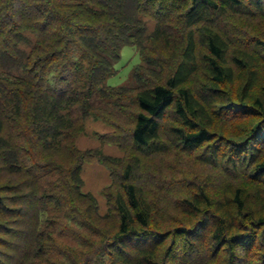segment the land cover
I'll use <instances>...</instances> for the list:
<instances>
[{
  "label": "trees",
  "instance_id": "obj_1",
  "mask_svg": "<svg viewBox=\"0 0 264 264\" xmlns=\"http://www.w3.org/2000/svg\"><path fill=\"white\" fill-rule=\"evenodd\" d=\"M128 1L131 0H0V68H8L18 63L24 70L22 74L0 75V114L3 119V122L0 120V132L3 127H6V130L2 133L11 131L4 136L0 133V156L3 162L5 157L7 162L13 163L15 157L10 158L7 149L14 144L18 149L16 157L20 155L18 165L28 160L33 164L28 166V163L26 171L34 167L37 174L45 171L57 172L56 177L66 184L60 187L65 190L60 194L62 198H49H53L57 203L64 201L65 210L61 215L64 216L65 223L58 233L67 231L77 245L74 247L62 243L63 241L60 242L54 234L47 235L39 230L40 223L48 213L46 207L38 209V220L34 221V227L29 226L20 234L21 240L29 236L28 239L31 240L32 236L34 237L31 246L35 247L37 254L43 251L47 256L49 249L55 248L64 264H172L166 261V257H157V248L166 240L169 232L153 226V207L144 196L137 178L132 174V164H128L122 173L120 184L123 191H119L114 199L117 223L110 224L107 221L108 215L97 210L93 196L80 190V166L87 154L78 152L72 143L66 152L61 147L67 143L69 133L75 131L73 105L79 103L86 111L90 109L89 95L97 88L107 89L100 83L112 69L110 59L120 55L123 44H136L138 42L135 37L140 41L143 37L144 31L140 30L144 26L142 21L137 16L126 15ZM174 1L132 0L133 5L137 7L151 9L156 6L153 10L159 19L161 11L169 13L177 8L176 4H173ZM223 1L231 9L241 11H251L248 2L259 10L264 8V0H249L248 4H245L244 0ZM207 7L224 9L215 0H190V3L180 10L183 11V24L181 26L178 23L179 29L183 31L185 26L208 18L204 13ZM203 27V39L210 50V54L203 55V59L211 73L212 83L200 92H195L187 85L197 67L196 40L193 29L190 28L184 34L186 44L182 59L173 64L164 79L159 78L153 84L141 83V87L134 93L133 99L139 110L135 113L128 135L136 147L148 150L159 146L157 139L160 118L171 106H174L186 124V130H179V137L186 147L193 148L211 139L208 126L213 121L207 103L220 100L222 105L227 106L230 102L229 96L221 86L222 83L232 82L235 75L225 58L228 41L213 27ZM28 31L36 37L30 50L20 44L27 40ZM123 33L133 37L121 39ZM150 33V43L143 51L152 45L156 46V42L159 44L161 39L165 46L169 42L170 35L162 23L158 22ZM257 42L264 44V39L257 37ZM143 55L145 60L150 59L148 54ZM255 58L253 53L241 49L234 54V62L245 68L243 73L248 74L244 78L242 88L240 87V105L247 104L246 98L256 80ZM204 91L207 93H203ZM255 103L257 111L264 115L262 99L256 98ZM4 119L7 124H4ZM12 127L19 129L17 132L22 143L24 141L28 144L25 146L28 153L26 157L21 154L22 148H18L17 134H12ZM83 127L82 125L80 129L83 130ZM261 127L256 138L262 135L264 139V120ZM51 147L55 150L54 154L45 160L44 150ZM70 152L74 159L65 164L56 161L70 155ZM103 161L109 164L106 157H103ZM256 168V172L264 177V158ZM26 180L33 181L30 176H27ZM77 194L84 197L85 207H77L70 197ZM196 197L193 207L198 214L202 203L207 204L210 201L206 195L204 199ZM233 197L238 212H241L246 204L240 188L234 192ZM6 200L7 195L0 187V215L8 208ZM226 209L230 214L219 215L217 211L215 214L207 213L191 227L181 226L176 229L184 235V243H190L193 251L200 253L204 248L210 249L208 244L203 245L207 237H211L210 241H213L214 246L224 243L227 245V264H241L249 259L247 247L251 244L250 233L253 230L248 224L237 222L230 206H226ZM13 210L20 213L18 207ZM257 221L263 222V216L257 218ZM254 223L252 225H255ZM16 230L13 229V232ZM0 231L2 232V225ZM5 231H8L7 226ZM45 235L47 239L43 240ZM49 241L50 245L46 246L45 243ZM2 251L0 249V253ZM45 261L49 262L47 259Z\"/></svg>",
  "mask_w": 264,
  "mask_h": 264
},
{
  "label": "rangeland",
  "instance_id": "obj_2",
  "mask_svg": "<svg viewBox=\"0 0 264 264\" xmlns=\"http://www.w3.org/2000/svg\"><path fill=\"white\" fill-rule=\"evenodd\" d=\"M215 1L224 9L215 10L207 7L204 13L208 18L185 26L183 31L178 26V23L181 26L183 24L181 19L183 11L180 10L184 9L190 0H175L172 3L176 4L177 8L169 13L161 11L160 19L153 10L156 6L147 9L144 6H134L132 0L126 2V15L137 16L144 24L143 29H140L144 31L143 37L141 41L135 37L137 45L133 42L123 44L120 55L110 59L112 69L100 83L107 89L97 88L92 95H89L90 109L86 111L79 103L73 105L75 131L69 133L66 138L67 143L61 147L66 152L72 143L78 152L87 154V158L80 166L82 181L80 190L93 196L97 210L101 214L108 215L107 221L110 224L117 223L114 199L119 191H123L120 184L122 173L128 164H132V174L137 178L144 196L153 207V226L169 232V236L157 248L158 259L166 257V261L172 264H227L229 257L225 243L214 246L213 241H210L211 237H207L203 246L208 244L210 249L205 250L203 247V251L199 253L193 251L190 243H184V235L178 233L176 228L191 227L207 213L215 214L217 211L219 215L230 214L226 209V206H230L237 222L248 224L253 230L250 233L251 244L247 247L249 259L241 264H264V221H257L260 216L264 218V177L256 172V165L264 158L263 136L256 138L258 130L262 129L264 115L257 111L258 107L255 103L256 98H261L264 103V44L257 42V37L264 39V8L259 10L248 2L251 11H241L231 9L223 0ZM247 1L249 0H244L245 4H248ZM158 22L163 24L170 35L169 42L165 46L161 43V39L159 44L156 42V46L152 45L143 51L150 43L149 34ZM205 25L222 33L228 41L225 58L232 66L235 75L232 82L222 83L221 86L224 93L229 96V104L224 106L219 102L220 100L213 101L218 98H213L211 104L207 103L213 121L208 126L211 139L193 148L186 147L179 137V130L181 128L186 130V124L174 106H171L160 118L161 125L157 139L159 146L148 150L136 147L128 135L135 113L139 110L133 99L134 93L141 87V83L153 84L159 78L164 79L173 64L182 59V51L186 44L184 34L190 28L193 29L196 40L197 67L187 81V85L195 92H200L212 83L211 73L203 59L205 55L210 54L203 39ZM131 37H133L131 34L123 33L121 39ZM35 39V35L28 31L27 40L20 44L30 50ZM239 49L249 51L256 56L254 62L257 76L246 98V105H240V98H242L241 86L248 74H244L246 69L234 62V54ZM143 53L148 54L150 59L145 60ZM23 72V68L18 63L8 68L7 66L0 68V75H8V73L17 75ZM210 97L211 95L208 96ZM0 120L3 122L1 114ZM5 121L4 119V124H7ZM82 125L83 130L80 129ZM12 129V134H17L18 148H22L21 154L26 157L28 153L25 151V146L28 144L24 141L22 143L17 132L18 128L12 127ZM3 130H6V127H3ZM8 132L11 131H4L2 135ZM111 139L114 141H109ZM7 151L9 157L15 158H13L14 162L10 163L5 157L3 162L0 156V187L7 195L8 204V208L0 215V225H2L0 249L3 250L0 253V264H64L55 248L49 249L47 256L43 251L37 254L35 247L31 246L34 237L32 236L31 240L28 239L30 236L21 240L20 234L23 229L34 227V221L38 220V209L46 207L48 213L40 223L39 230L47 235L54 234L60 242L63 241L62 243L74 247L77 245L67 231L58 233L65 223V218L61 215L65 210L64 201L57 203L53 198H49H62L60 194L65 190L60 187L66 184L56 177L57 172L45 171L46 173L37 174L34 167L26 171V165L33 164L28 160L18 165L20 155L16 157L18 149L14 144ZM54 151L52 147L45 149L43 156L45 160L51 157ZM103 157L107 158L109 164L103 161ZM71 159H74V156L70 152V155L56 161L65 164ZM27 176L33 181L26 180ZM73 180L77 181V179ZM238 188L245 197L246 204L241 212H238L233 197ZM204 195L209 198L210 203H202L201 209L196 214L193 207L195 197L204 199ZM70 197L77 207H85V199L80 194ZM16 207L19 208L20 213L13 210ZM253 222L255 225H252ZM6 226L8 231H5ZM13 229L17 230L13 232ZM44 239H47L46 235ZM50 243V241L46 242L45 245Z\"/></svg>",
  "mask_w": 264,
  "mask_h": 264
}]
</instances>
